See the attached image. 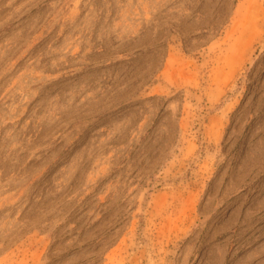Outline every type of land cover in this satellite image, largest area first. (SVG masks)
Returning <instances> with one entry per match:
<instances>
[{"label": "rangeland", "instance_id": "rangeland-1", "mask_svg": "<svg viewBox=\"0 0 264 264\" xmlns=\"http://www.w3.org/2000/svg\"><path fill=\"white\" fill-rule=\"evenodd\" d=\"M0 264H264V0H0Z\"/></svg>", "mask_w": 264, "mask_h": 264}]
</instances>
